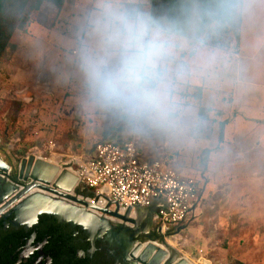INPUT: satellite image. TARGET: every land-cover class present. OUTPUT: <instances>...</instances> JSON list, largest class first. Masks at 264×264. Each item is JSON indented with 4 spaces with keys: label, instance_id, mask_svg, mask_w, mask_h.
<instances>
[{
    "label": "rangeland",
    "instance_id": "obj_1",
    "mask_svg": "<svg viewBox=\"0 0 264 264\" xmlns=\"http://www.w3.org/2000/svg\"><path fill=\"white\" fill-rule=\"evenodd\" d=\"M99 1L66 2L58 15L46 3L27 30L14 36V47L0 62V159L18 164L30 155L54 157L60 167L75 169L109 135L133 137L145 157L207 179L198 215L166 231L160 245L190 264H264V0L242 1L238 41L225 37L226 47L219 48L206 37L184 51L193 56L199 45L210 47L218 52L219 68L233 76L238 70L234 95L226 93L223 103L231 106L229 118L233 101L248 119L235 118L221 141V109L199 116L195 88L189 95L167 91L165 81L157 88L153 83L159 96L153 104L106 94L95 69L118 66L124 33L120 4ZM126 10L124 30L136 27L153 39L156 29L148 27L144 6L138 22L132 6ZM198 53L200 63L213 61L204 49Z\"/></svg>",
    "mask_w": 264,
    "mask_h": 264
},
{
    "label": "built area",
    "instance_id": "obj_2",
    "mask_svg": "<svg viewBox=\"0 0 264 264\" xmlns=\"http://www.w3.org/2000/svg\"><path fill=\"white\" fill-rule=\"evenodd\" d=\"M69 168L77 177L75 187H82L87 194L72 192L77 198L112 212L117 210L120 215L130 207L129 218H136V208L141 212L151 208L150 218L163 233L181 227L198 215L207 186L203 174L185 176L162 158L143 157L133 137L99 141L89 158L79 161L75 169ZM86 210L110 222L132 225L94 207Z\"/></svg>",
    "mask_w": 264,
    "mask_h": 264
},
{
    "label": "flooded vegetation",
    "instance_id": "obj_3",
    "mask_svg": "<svg viewBox=\"0 0 264 264\" xmlns=\"http://www.w3.org/2000/svg\"><path fill=\"white\" fill-rule=\"evenodd\" d=\"M23 159L27 157L18 164L3 161L8 166L5 172L0 163V264H133L128 258L131 246L146 241L159 246L164 233L149 210L140 213L136 225L111 221L110 226L89 231L47 213L36 218L19 215L18 201L7 205L15 193L5 195L11 186L23 188L27 183Z\"/></svg>",
    "mask_w": 264,
    "mask_h": 264
},
{
    "label": "trees",
    "instance_id": "obj_4",
    "mask_svg": "<svg viewBox=\"0 0 264 264\" xmlns=\"http://www.w3.org/2000/svg\"><path fill=\"white\" fill-rule=\"evenodd\" d=\"M66 0H0V62L8 49L14 47L16 33L25 32L28 25L46 3L61 9ZM243 0H150L148 25L167 34L184 37L190 42L210 38L209 45L226 47L224 38L240 37L239 8ZM200 97L201 87H196ZM208 109L201 107L199 116L207 117ZM225 122L219 123L218 139L223 138ZM173 229L166 233H171ZM231 264H245L235 260Z\"/></svg>",
    "mask_w": 264,
    "mask_h": 264
},
{
    "label": "water",
    "instance_id": "obj_5",
    "mask_svg": "<svg viewBox=\"0 0 264 264\" xmlns=\"http://www.w3.org/2000/svg\"><path fill=\"white\" fill-rule=\"evenodd\" d=\"M27 161L23 179L27 183L20 188L11 186L5 198L13 193L7 205L18 201L17 212L19 215L28 214L32 218L40 213H47L54 216L59 222H69L72 225H80L85 231L99 230L100 226H110L111 223L105 218H100L86 210L87 207H94L102 212L117 216L123 221H128L136 225L140 216V209L136 208V218H129L131 208L128 207L124 215L116 211H109L107 207L100 208L94 203L77 198L72 192H83L82 187H75L77 177L68 170V167H60L48 160H44L35 155H30L23 162ZM2 171L5 172L8 166L0 159ZM38 190L37 192H33ZM54 196H60L61 199ZM71 201L83 204V207L76 206ZM151 208H149L150 210ZM129 230H132L129 228ZM148 244L143 246L137 243L131 246L128 258L133 264H190L185 258L177 257L173 254L169 257L166 249L146 241ZM156 251V252H154Z\"/></svg>",
    "mask_w": 264,
    "mask_h": 264
},
{
    "label": "crops",
    "instance_id": "obj_6",
    "mask_svg": "<svg viewBox=\"0 0 264 264\" xmlns=\"http://www.w3.org/2000/svg\"><path fill=\"white\" fill-rule=\"evenodd\" d=\"M74 0H66V2H73ZM95 1V0H94ZM98 1V0H97ZM117 2L120 4V9L122 10V23H121V32L126 33L124 30V22L128 19L130 15H128L126 10L127 6H132L134 9L133 13L135 14V22H138L139 20V6L142 5L147 10V25H148V19H149V13H150V0H100L99 2L101 5H109V2ZM107 3V4H106ZM63 4V5H64ZM95 3L91 4L93 8H97L100 10L101 7L95 6ZM63 7V6H62ZM61 7V9H62ZM61 9L56 12L57 15L60 13ZM135 24V23H134ZM154 28L156 31L153 33V39L157 42L161 43L164 48L165 55L163 58L159 61V69H160V78L158 81L155 82V86L152 88L160 87V85L165 81L166 85L169 87V89H166L167 91H174L175 93H180L181 91H184L191 95L192 89L196 87H201V93L200 97L198 98L200 101V106L208 109L212 113H217L215 111L216 108L221 109L220 115L217 118L216 125L219 126L220 122H225L223 127V135L225 134L228 125L233 123V120L237 118L239 115H242L245 119H248V116H244V113L242 111V108L238 105H234V102L232 101L231 110L234 111L232 115H230V119L228 112L230 110L229 103L224 104L223 103V97L226 93H229L231 95L232 92L235 90L238 70L235 68V76L232 75V73L224 72L221 67L219 68V60L218 52L215 51V53L209 52V48L207 46H201L199 45V49H204V53L206 54V59L209 60V58L213 59L212 62L208 64H202L197 60V57L200 56V53H198L199 49L191 55H186L184 51H186L189 47L192 46L191 42L187 40L184 37L177 36L179 38H175L172 40H168L166 36H163V33H165L163 30L156 28V27H150ZM133 31H137L136 27L132 28ZM167 34V33H166ZM170 43V44H169ZM217 49V48H216ZM220 50V49H219ZM28 65V63H26ZM34 64V66L37 64ZM29 65H31V62H29ZM39 65V64H38ZM221 66V65H220ZM233 97V96H232ZM122 102L121 100H116V102ZM202 102H207L208 105L202 104ZM208 111V112H209ZM252 116V115H250ZM256 123L259 119L251 118ZM126 137V136H125ZM121 137H117L116 135L112 136L109 135L107 138L102 139H120ZM225 140V138H223ZM141 155L145 157L142 154V151L140 149ZM147 158V157H145ZM149 159V158H147ZM165 161V160H164ZM166 162V161H165ZM173 167V166H172ZM205 176V175H204Z\"/></svg>",
    "mask_w": 264,
    "mask_h": 264
},
{
    "label": "clouds",
    "instance_id": "obj_7",
    "mask_svg": "<svg viewBox=\"0 0 264 264\" xmlns=\"http://www.w3.org/2000/svg\"><path fill=\"white\" fill-rule=\"evenodd\" d=\"M118 52L120 59L115 69L106 65L95 69L106 94L158 103L159 96L150 85L161 75L159 61L165 55L163 45L146 38L143 32L128 29L118 40Z\"/></svg>",
    "mask_w": 264,
    "mask_h": 264
},
{
    "label": "bare ground",
    "instance_id": "obj_8",
    "mask_svg": "<svg viewBox=\"0 0 264 264\" xmlns=\"http://www.w3.org/2000/svg\"><path fill=\"white\" fill-rule=\"evenodd\" d=\"M45 160H48L49 162H51V163H53V164H56L55 163V160H54V157L52 158V157H50V158H48V159H45ZM68 170H70V168H68ZM71 171V170H70ZM72 172V171H71ZM38 190H35V191H33V192H37ZM108 220H110V219H108ZM115 222V221H114ZM117 222H119V221H117ZM146 243H144V245H145ZM170 244V243H169ZM162 245V244H161ZM166 245L167 246H169L170 247V245H168L167 244V242H166ZM159 246H160V244H159ZM160 247H162L163 249H166L165 247H163V245L162 246H160ZM167 250V249H166ZM167 252H168V254H169V257L171 256V255H175L176 256V258L177 257H179L177 254H176V252H174V250L172 251V250H170V251H168L167 250ZM182 258H185V257H182ZM186 259V258H185ZM188 262H190L188 259H186Z\"/></svg>",
    "mask_w": 264,
    "mask_h": 264
}]
</instances>
